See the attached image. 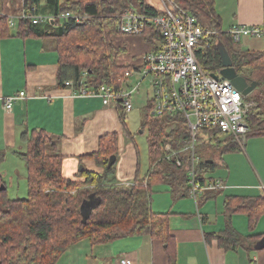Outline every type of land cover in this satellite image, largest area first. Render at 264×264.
I'll return each mask as SVG.
<instances>
[{"label":"trees","instance_id":"trees-1","mask_svg":"<svg viewBox=\"0 0 264 264\" xmlns=\"http://www.w3.org/2000/svg\"><path fill=\"white\" fill-rule=\"evenodd\" d=\"M173 1L195 19L197 26L216 32L201 43L202 49L197 53L204 72L217 75L222 69L217 49L220 43L226 49L236 74L249 84L257 83L255 90L261 93V97L253 101L254 106L247 115L249 132L245 137L264 138V51L235 48L231 37L223 33L214 0ZM42 2L50 20L33 24L29 19L17 18L12 27L8 18L0 14V39L15 36L52 38L58 55L59 87L68 88L64 83L71 81L74 89L82 84L91 90L100 86L121 90L126 83L125 72L139 67L121 65L117 61L125 53L124 47L115 44L120 37L117 16L130 7L147 14H156V8L145 0H22V5L15 11L16 16L21 13L40 15L37 8ZM66 13L85 19L81 22L72 18L62 19ZM143 37L151 44L150 38ZM116 106L124 124L126 112ZM152 107V101L148 100L142 123V128L148 131L149 168L142 179H138L137 170L134 183L128 187L118 185L115 177L116 133L101 136L98 150L88 156L102 169V173L82 170L78 174L81 180L62 176L58 140L41 129L21 134L26 149L14 155L24 165L27 195L24 199H10L0 175V188L4 187L0 189V264H57L64 253L80 241L103 245L132 237H149L160 242L168 263L176 264L175 241L169 230L171 214L153 213L150 203L158 185L166 186L174 200L188 196V155H180L181 166L177 167L174 162L164 159L162 149L167 143L173 149L181 148L178 142L186 140L187 134L182 129V122L169 116H152ZM173 123L174 129L169 130ZM213 136L208 143L221 137L217 132ZM222 143L223 153L240 149L238 141L232 137H225ZM112 156L116 159L108 167ZM209 161L200 160L196 168L200 182L212 180L207 174L214 169V164ZM91 194L99 200L98 206L85 223H81L80 206ZM205 198L206 194L199 198L198 205ZM262 203V197H227L223 206L226 225L219 233L207 235L208 238L215 239L225 251L248 248L252 238L238 234L230 225V217L246 215L249 225L253 226L264 213Z\"/></svg>","mask_w":264,"mask_h":264},{"label":"crops","instance_id":"crops-1","mask_svg":"<svg viewBox=\"0 0 264 264\" xmlns=\"http://www.w3.org/2000/svg\"><path fill=\"white\" fill-rule=\"evenodd\" d=\"M21 5L22 0H0V14L9 21L14 18L12 27L17 20L15 11ZM214 8L224 31L238 25L261 26L264 20V0H214ZM40 15L50 16L46 12ZM134 40L136 38L128 43ZM241 40L238 48L241 51H264V32ZM136 42L144 51L143 56L149 46L147 49ZM115 44L124 47L119 38ZM141 58L118 63L139 67ZM57 72L58 55L52 38L15 36L0 39V165L7 155L18 159L14 153L25 151L20 138L22 133L41 129L52 138L60 139L62 176L81 180L78 174L82 170L102 173L88 156L98 150L101 136L116 133L115 177L118 185L131 186L139 171L138 155L131 141L125 143L129 134L121 132L115 124V119L119 122L117 106L104 107L99 99L74 96L73 91L78 89L59 87ZM19 92H24V100L16 102L10 111L5 110L2 99ZM239 145L243 148L238 151L222 152L228 155L227 162H223L227 169L223 174L217 172L215 161L210 159L214 169L209 177L221 181L225 189L206 193L200 206L188 196L172 199L164 185L154 188L150 209L153 213L171 214L169 230L175 241L176 264H264V213L253 226L249 225L246 215L230 217V225L238 234L252 238L248 248L225 251L215 239L207 236L224 229L223 206L227 197H262L264 200L259 188L264 184V138L244 137ZM138 179L141 178L138 176ZM262 207L264 211L263 203ZM123 256L132 264H169L161 243L149 237H132L103 245H91L83 240L70 247L57 264H118Z\"/></svg>","mask_w":264,"mask_h":264},{"label":"built area","instance_id":"built-area-1","mask_svg":"<svg viewBox=\"0 0 264 264\" xmlns=\"http://www.w3.org/2000/svg\"><path fill=\"white\" fill-rule=\"evenodd\" d=\"M158 1L160 8H156V14L142 13L130 7L117 16L120 36H147L152 41L149 50L141 58L139 68L125 72L126 83L123 88L113 91L107 86H100L97 90H91L81 84L77 92L73 91V95L99 99L104 107L119 105L127 113L133 109L132 95L149 79L152 91L149 100L153 104L151 115L169 116L182 122V129L187 134L186 140L178 142L181 148L173 149L167 143L162 149L164 159L174 162L177 167L181 166L180 155H188V197L197 203L206 193L225 189V185L219 180L200 182L197 179L196 168L200 158L196 148L199 139L204 137L211 141L213 134L217 132L221 135L220 139L232 137L240 143L249 132L246 118L254 102H246L242 93L229 80L220 75H215L214 78L200 66L197 53L202 49L201 43L216 32L197 26L195 19L173 0ZM17 18L29 19L33 24L51 19L50 16H33L29 13H21ZM61 18H72L75 22L85 19L69 13ZM13 19H10V24ZM263 26L264 20L261 26H232L223 33L237 43L243 37L260 36L264 32ZM64 85L73 88L71 81ZM24 98V92L3 98L4 109L10 111L16 102ZM174 124L169 130L174 129ZM259 188L264 193V184ZM118 264L132 262L123 256Z\"/></svg>","mask_w":264,"mask_h":264},{"label":"rangeland","instance_id":"rangeland-1","mask_svg":"<svg viewBox=\"0 0 264 264\" xmlns=\"http://www.w3.org/2000/svg\"><path fill=\"white\" fill-rule=\"evenodd\" d=\"M64 2L65 0H61ZM145 2L155 8H160V2L158 0H145ZM44 2L38 6V13L44 14L45 6ZM136 38V40H130ZM120 42L126 48L125 53L118 57L117 61H138L142 57L144 52L140 46L137 45V42H140L142 46H149L150 44L145 41L143 37H133V36H120ZM136 42V43H135ZM148 45H147V44ZM242 40L240 42L234 43L235 48L238 49L241 47ZM148 49V47H147ZM148 51V50H147ZM120 63V62H119ZM219 75V73L217 74ZM151 88L149 79H146L137 92L132 95L131 102L133 109L126 114H124L123 122L121 123L120 118L119 122L115 119V124L121 132L129 134V138L125 140V143L134 144L135 149L138 155L139 171L138 176L142 179L149 168V156H148V131L147 129L142 128V123L145 118L144 107L146 102L151 98ZM261 97V93L257 90L252 91L250 94L244 96L246 102H252L258 100ZM261 100V99H260ZM119 117V115H118ZM225 137L221 138L218 141L210 142L201 137L199 140L198 147L196 148L197 156L200 160L213 159L215 161L216 167L218 168V173L223 174L226 172V168L223 165V162H227L228 157L227 153L222 155L223 152V143L222 140ZM58 141L60 139L57 137ZM243 147L240 146V149ZM17 150V149H15ZM215 172L216 176L218 175ZM0 173H4L2 176L7 187V194L10 199H24L27 195V186L25 180V169L21 161L13 157L12 155H7L6 160L0 165ZM213 175V172H209L207 176ZM164 188V187H163ZM92 189V187H90ZM153 196V195H152ZM200 206V204L198 205Z\"/></svg>","mask_w":264,"mask_h":264},{"label":"water","instance_id":"water-1","mask_svg":"<svg viewBox=\"0 0 264 264\" xmlns=\"http://www.w3.org/2000/svg\"><path fill=\"white\" fill-rule=\"evenodd\" d=\"M217 49L220 56L221 66L222 69L219 72V75L223 79H227L231 82V84L242 93L243 96H246L250 94L252 91H254L257 87V83H247V81L241 77L238 76L232 67V62L230 60V57L224 48L222 44L217 45ZM214 78H216L215 75H212ZM115 156L110 157L108 167H110L114 161ZM211 163V161L209 162ZM1 190L4 189L3 186L0 188ZM99 200L94 196V194L89 195V197L84 200L80 206V214H81V223H85L86 219L88 218L89 214L98 206Z\"/></svg>","mask_w":264,"mask_h":264}]
</instances>
